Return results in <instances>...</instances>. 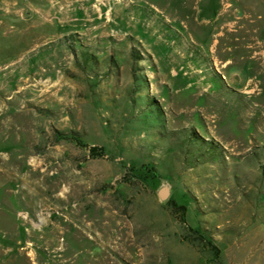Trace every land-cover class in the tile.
<instances>
[{"label": "rangeland", "instance_id": "374dc122", "mask_svg": "<svg viewBox=\"0 0 264 264\" xmlns=\"http://www.w3.org/2000/svg\"><path fill=\"white\" fill-rule=\"evenodd\" d=\"M0 264H264V0H0Z\"/></svg>", "mask_w": 264, "mask_h": 264}, {"label": "bare ground", "instance_id": "6f19581e", "mask_svg": "<svg viewBox=\"0 0 264 264\" xmlns=\"http://www.w3.org/2000/svg\"><path fill=\"white\" fill-rule=\"evenodd\" d=\"M228 25V24H227ZM226 28V27H225ZM234 31V30H233ZM220 33V32H219ZM228 33V32H227ZM234 33V32H233ZM216 34V33H215ZM218 34V33H217ZM222 34V33H221ZM214 36H216V35H214ZM216 44V43H215ZM215 48V47H214Z\"/></svg>", "mask_w": 264, "mask_h": 264}]
</instances>
